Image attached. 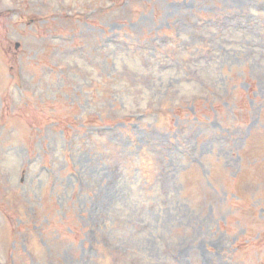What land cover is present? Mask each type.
Returning a JSON list of instances; mask_svg holds the SVG:
<instances>
[{
    "label": "rangeland",
    "instance_id": "rangeland-1",
    "mask_svg": "<svg viewBox=\"0 0 264 264\" xmlns=\"http://www.w3.org/2000/svg\"><path fill=\"white\" fill-rule=\"evenodd\" d=\"M0 264H264V0H0Z\"/></svg>",
    "mask_w": 264,
    "mask_h": 264
}]
</instances>
